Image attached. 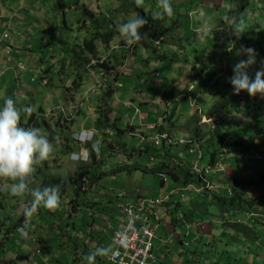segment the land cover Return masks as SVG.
<instances>
[{
    "label": "rangeland",
    "instance_id": "374dc122",
    "mask_svg": "<svg viewBox=\"0 0 264 264\" xmlns=\"http://www.w3.org/2000/svg\"><path fill=\"white\" fill-rule=\"evenodd\" d=\"M179 1L182 0H171L174 15L163 19L164 26L171 29L163 39L158 38L153 45L149 43L150 49L145 50L140 42L133 48L127 45L128 49L121 48L125 44L118 31L112 44L115 56H110L100 44L99 60L110 58L119 73L110 69L97 71L91 66L97 58L90 59L87 66L92 73L84 72L80 87L72 84L76 70L68 48L89 36L91 18L102 22L101 18L107 17L117 29V25L135 13L129 7L122 8L124 0H43L37 6L40 12L36 7L37 28L23 35L25 49L16 47L10 54L23 59L25 69L19 82L24 84H17L14 79L3 80L0 106L6 96H11L18 107H32L35 118L32 122L27 118L24 126L41 128L54 145L53 156L37 166L33 186L56 185L47 178H67L68 186L61 194L59 210L41 208L33 213L26 237L17 231L21 225L9 230L5 237L6 228L15 224L24 206L17 204L18 199L8 192L0 191V202L6 204L5 208L0 204V220H4L0 224V264H83L84 255L97 247H108L109 229L121 214L117 207L120 199L123 202L138 196L156 199L178 185L170 175L165 179L158 175L163 159L153 147L139 153L148 140L141 142L138 133L154 136L158 132L154 124L162 122L175 138L190 137V131L182 123L194 113L199 114L196 126L201 132L219 130L224 137L221 140L214 132V141L220 146L218 143L205 146L198 163L206 166L213 159L216 165L223 166V171L212 170L207 175L216 185L208 194L193 192L180 197L177 193L169 198V203L156 205L157 218L162 223L167 219L176 228L172 231L175 236L168 241H161L160 232L153 240L157 260L165 264H264V97L258 94L254 101L243 106L228 100L234 94L229 82L233 66L247 59L237 55L242 45L256 52V63L248 69L249 76L254 79L256 71L264 68V5L254 0L240 9V4L232 6L231 0H222L223 9L218 14L220 0H188L184 6L175 5ZM145 6V14L159 16L156 0H145ZM201 11L216 29L213 37H205L198 31ZM237 12L241 18L236 17ZM12 22H16L17 26L11 25L16 30L21 17H14ZM192 25L198 28L193 31ZM11 26L8 28L15 34L17 31ZM229 43L233 45L232 52L226 51ZM152 46L156 51L151 50ZM2 53L9 56L5 50ZM110 91L114 92L111 96ZM104 94L109 96L106 100L102 98ZM224 100L229 105L218 108ZM130 101L139 112L132 105L126 106ZM108 105V122L122 131L118 133L115 129L114 133L109 129L108 137L101 141L95 166L91 164L93 158L86 163L73 162L70 153L81 151H76L71 133L86 126H93L100 133L96 117L106 113ZM59 106L63 113L59 112ZM216 108L219 117L209 114ZM21 115L23 123L24 114ZM167 116L170 118L163 121ZM130 124L137 126L133 133L126 129ZM226 144L232 145L233 151ZM172 149L173 153H169L176 155L165 158L166 163L180 160L177 155L186 159V164L196 158L181 147ZM254 153L262 154V158L253 157ZM86 165L89 171L81 174ZM224 167L226 174L222 173ZM214 173L218 175L216 178ZM78 175L75 182L81 188L77 196L70 181ZM44 181H48L47 186L42 185ZM119 193L125 196L119 197ZM74 196L84 202L76 209L69 201ZM172 217L184 220L185 225L174 223ZM234 222H239L237 228ZM186 230L188 236L184 235ZM99 233L104 243L102 240L97 243ZM103 260H97L96 264H106Z\"/></svg>",
    "mask_w": 264,
    "mask_h": 264
},
{
    "label": "clouds",
    "instance_id": "9594fccd",
    "mask_svg": "<svg viewBox=\"0 0 264 264\" xmlns=\"http://www.w3.org/2000/svg\"><path fill=\"white\" fill-rule=\"evenodd\" d=\"M156 2L157 7L160 9L159 13H156V15H159L161 18H164L165 16L171 18L174 15L171 0H156ZM134 3L138 8L146 7L145 0H134ZM234 16L236 15L234 14ZM240 16L241 15L237 12L236 17L240 18ZM199 19L201 21V24L198 31L202 32L205 37H213V33L216 29L212 26L210 18L207 17V15L201 11ZM147 24L148 21L146 19L133 14L130 18L127 19L126 22H122L117 25L116 30L120 34V37L122 38L125 44L121 45L120 47L128 49L129 47L136 45L140 41L144 40L148 35L147 33H142L141 30ZM235 34L239 36L236 32ZM7 36V32L0 35V44H2V41ZM126 45L129 47L127 48ZM4 47L7 49V54L9 53V58L6 57L8 58L7 61L9 62L10 60L14 59V56L10 55V46L6 45ZM111 48L113 49V46H111ZM226 51H233V45L231 43H229ZM131 52L132 51H130V53ZM237 55H244L247 57V59H242L233 66V75L229 78V82L232 85L234 94L239 95L241 92H247L252 97H256L258 94L261 97H264V68L256 71L254 79L248 74V69L256 63L255 49L242 45L240 51L237 52ZM22 64H19L18 66L14 65L12 66V69H15L17 67L19 69V72H21L23 71V69H25L24 64ZM197 66L199 67V65ZM6 70L7 69L2 68L0 70V76L3 75ZM15 71L16 83L20 84L19 80L21 73H17V69ZM14 96L15 95H13V97ZM129 105L135 107V112H139L138 107L134 105L133 101H130V103L126 106ZM59 108V112L62 111L63 113V108L60 106ZM33 110L34 109L30 106L18 107L17 102L11 96H6L3 100V105L0 106V191L8 192L10 196L19 199L20 203L24 206L25 219L23 224L17 229V231L21 234V236L25 237L29 234L31 228L30 218L32 217L33 213H36L41 208L47 209L49 211H57L61 207V186L59 184L43 188L33 186L36 183V174L38 170L37 166L44 161H48L53 156L55 151L54 145L50 141L49 136L46 132H44L39 127L24 126L27 121V118L32 115ZM22 113L24 114L23 123L21 115ZM132 119H135V116H132ZM133 131L134 130H132L130 133H133ZM161 133H167L175 138L174 135L168 133L167 131L156 132L154 136H143L138 133V136L139 138L141 136L144 137L143 140L140 138L141 142L144 140H148V142H153L152 138ZM186 138L199 142L202 150V155L199 158V160H201L204 156V146L202 142L192 137ZM71 139L73 141V145H75L76 151H81V154L77 152H72L70 153L69 158L76 163H86L93 157L94 154H98L100 148H102L101 144L103 143L101 141L104 140V136L101 131L99 133L98 130L93 126H86L80 128L79 130H76L75 132H72ZM163 144L158 147L164 146ZM174 146L181 147V149L185 150L188 154H190L187 151L186 146L177 144L170 145L171 153H173L174 151L172 149ZM190 155L193 156L192 154ZM257 155H260V159L262 158V154L260 153H254L253 157ZM236 158H238V156ZM240 158L242 157L240 156ZM195 160L197 159L195 158L190 163L189 171L193 178H197L202 181V185L196 186L198 188L201 187V189L199 191L193 192L200 193L206 189H213L216 186L214 179L208 177L207 175L212 173V170L214 172L223 171L221 170L223 169V166L216 165L217 163L213 159H211L209 164L204 166L208 167V171L204 173L206 180L209 182V186H207L206 181L202 180L198 176H195L191 172V165ZM159 172L163 171H158V173ZM225 172L226 168L222 173ZM212 175L214 176L215 173ZM162 179H165V177ZM179 187L181 186H178L176 188ZM26 200L27 204H25ZM250 213L252 214L253 212ZM159 223L160 227L161 221ZM116 235L121 243H123L127 239L125 233H117ZM110 253L111 247H97L94 251H91L84 255L82 257V262L83 264H96V258L98 256L102 257L106 262H108L105 257L109 256Z\"/></svg>",
    "mask_w": 264,
    "mask_h": 264
},
{
    "label": "trees",
    "instance_id": "16d2710c",
    "mask_svg": "<svg viewBox=\"0 0 264 264\" xmlns=\"http://www.w3.org/2000/svg\"><path fill=\"white\" fill-rule=\"evenodd\" d=\"M232 1L237 2V3L238 2H242V0H232ZM121 6H122V8L123 7H126V8L129 7L131 9L130 11L134 12L135 15H138V16H140V17H142V18H144V19H146L148 21V24L141 30L142 33H147L148 36L144 40L140 41V43H139L140 45H142L144 47L145 50L146 49H150V46H148L149 43H151V45H153L152 43L154 41L158 40V38L161 37L163 39V37L166 35V31L171 29L170 26H167V27L164 26L163 19L165 17L164 18H161L160 16L152 17L151 14H145L146 12H145L144 8L143 7L142 8L136 7V5L134 3V0H124V2L121 4ZM101 20H102V22L99 21L98 18H96V17L91 18V24H90L91 29H87V30H89V32H88L89 36L85 37L81 43H74L72 45V47L68 48L69 52H70V56L72 57V61L74 63L73 67L76 70V74H75V76H74V78L72 80V84L74 86H76V87H80V85L83 83V80L85 79L84 72L88 75L89 73H92V70H91L92 68H96L97 71L99 69H100V71L101 70L110 69L111 70L110 72L115 71L116 74L119 73L117 64H115V62H111L110 58H107V59L105 58L102 61H100L99 58H98L99 57V55H98V46L100 44H102L105 47V49L109 51L108 53L110 54V56L111 55L115 56V53L114 52L112 53L111 46L113 44V39L117 35L116 27L113 25L112 21L109 18L103 17V18H101ZM131 47L133 48V46H131ZM151 50L156 51L155 46H152ZM94 58H97V62L95 64L91 65L92 68L90 69L87 65H89L90 59H94ZM110 93L111 94L109 96H111L113 94L112 91H110ZM105 95L106 94H104V96H102L103 100H106L109 97V96L105 97ZM228 100H232L231 104H235L236 105V104L240 103L239 106L240 105L243 106V105H247L246 103H249L252 100L254 101V97L250 96L247 92H241L239 95L231 94V96L228 98ZM226 102H227V100H224V102H222V104H220V106L218 108H220L221 106H224L226 104ZM98 103L99 102L96 103L97 107L100 106V104H98ZM227 105H229V104H226L224 107H227ZM218 108H216L214 110H210L209 114L216 115ZM173 110H174V108H173ZM109 111H110V107L108 105V111H106V113H104L103 115H101L99 113L100 115H98L96 117L97 121H95V123L98 125V127H100V129H101L100 131L102 132L104 138L108 137V133L107 132L109 131V129H111V131H113L114 133H115V129L118 130V133L120 131H122L121 129H119L116 126L115 123L110 124L108 122L109 116H107V113ZM173 113H174V111L171 114H169V115L171 116ZM170 116H167V118L163 119V121L168 120L170 118ZM216 116L219 117L220 114H218ZM164 117H166V116L163 115V118ZM34 118H35V115L33 113L30 117H28V122H32L34 120ZM199 119H200L199 118V114L198 113H194L190 117H188L186 121H184L182 123V125L187 127L188 130L190 131V137L201 141L204 147L205 146H209L211 144L215 145L216 143H218V142L214 141V137H215L214 135L215 134H217L220 137L221 140L224 139L222 134H220L219 130H215L214 131L215 134H213L214 132L213 133L212 132L211 133L210 132H201L200 129L198 128V126H196V124L199 121ZM154 127H155V129L158 132L166 131L165 128H164L165 126H164V124L162 122L161 123L156 122L154 124ZM126 129L128 131H132L134 129H137V126L130 124V125L127 126ZM248 132L249 131H247L246 134H249ZM212 135H213V137H212ZM252 140L253 139H251L248 142L249 147L252 144L251 143ZM145 141H147V140H144L142 142H145ZM211 141H213V142H211ZM242 141L243 140H241V142ZM63 142L64 141H61V143H63ZM236 142H237V140H236ZM163 145L164 146H162V147H158V146H155L154 143L151 141V143L148 142L146 144V146H144L143 148L139 149V151H140L139 153L147 152L150 149V147H153V150L155 151V154L160 156L163 159L162 167L159 168L158 171H163L165 173V175H166L165 178L167 177V175H170L173 180L177 181L178 185L176 187L186 185V184H188L190 182L193 183L194 186L202 185V181L197 179V178H193L191 173H190V171H189L191 162L189 161V163L186 164V159H184L181 155H177L180 158V160L174 161L173 159H171V163H166L165 158H169V156H171V154H170L171 153V148H170V145H168L166 142ZM219 146H220V144H219ZM226 146L229 148L230 152L233 151L234 147L232 145L226 144ZM161 150L164 151V152H162ZM175 155L176 154H174L172 156H175ZM96 157H97V155H95V154L92 157L93 160H92L91 164L94 165V166L98 163V161H95ZM84 167H86L85 168L86 170L81 172V174L86 173L87 171H89V169H88L89 165H86ZM44 178L46 179L47 177H44ZM47 180H53L56 185L59 184L61 186V194L65 193L66 187L68 186L67 178H64V179H62V178L61 179L60 178H47ZM78 180H79V175L75 176V178H73V179L71 178V181H70L71 186H72V190H73V192H75V194L77 196L79 195V190L81 188V184L79 182H77V183L75 182V181H78ZM42 183H41L42 185H45V186L48 185V181H44ZM176 187H174V188H176ZM231 190H234V186L231 188ZM170 192H171V190H170ZM204 192L206 194H208L209 190L206 189V190H204ZM190 193H193V191H190ZM190 193H188V194H190ZM213 197H216V196L213 195ZM67 198H69V197H67ZM169 200H167L166 202H159V203H169L168 202ZM69 201L71 203H73V204H71L73 209H76V207L82 206V204H84L83 201H79L78 199H76V196L72 197V199H70ZM16 202H17V204H19L20 203L19 199ZM159 203H156L155 207ZM178 203L179 202H177V204ZM0 204L3 206V208H5L4 205H6V204H3L2 202H0ZM14 205L15 204H13L11 206H14ZM154 209L156 210V208H154ZM23 211L19 212L17 214L15 224H13L11 226H8L6 228L5 237H8L9 230L14 228L16 225L20 226V225L23 224L24 219H25ZM250 212H253V211L251 210ZM9 217L10 216H7V218H9ZM7 220H5V221H7ZM171 221H176V218L172 217ZM2 222H4V220L3 221L0 220V224ZM233 225L237 228L239 226V222H234ZM111 230L112 229H109L110 237H111ZM98 239H99V241L97 242L98 244H101L102 241L104 243V238L101 236V233H99ZM109 244H110V238H109V241H108L107 245H109ZM84 247H86V246L84 245ZM98 258L102 259L101 257H97L96 260H98ZM106 264H110V263L106 262Z\"/></svg>",
    "mask_w": 264,
    "mask_h": 264
},
{
    "label": "built area",
    "instance_id": "2783aa9c",
    "mask_svg": "<svg viewBox=\"0 0 264 264\" xmlns=\"http://www.w3.org/2000/svg\"><path fill=\"white\" fill-rule=\"evenodd\" d=\"M142 140L143 136L140 137ZM155 146H160L163 143L168 145L186 146L187 151L196 157L191 165V172L209 182L204 175L208 171V167L201 166L198 163L202 155V150L199 142L189 138H174L167 133H161L152 138ZM260 157V155H257ZM160 177L164 178L165 173L159 172ZM201 189L188 183L185 186L174 188L169 194L164 197L154 199L149 196H139L136 199H125L124 202L120 199L117 207L121 209V214L117 216L115 223L111 227L110 244L111 253L105 259L111 264H156L157 256L153 251V240L157 237V229L160 219L157 218L155 204L165 202L172 197L173 194H179L184 197L187 192L199 191ZM123 197V193L118 194ZM153 217V218H152ZM117 233H125L127 239L121 243L117 237Z\"/></svg>",
    "mask_w": 264,
    "mask_h": 264
},
{
    "label": "crops",
    "instance_id": "0c3cea01",
    "mask_svg": "<svg viewBox=\"0 0 264 264\" xmlns=\"http://www.w3.org/2000/svg\"><path fill=\"white\" fill-rule=\"evenodd\" d=\"M187 1L188 0H182V1H179V3H176L175 5L183 6L184 4H186ZM225 1H228V0H225ZM42 2H43V0H0V35L5 33V32L8 33V36L2 41V44H0V70L2 68L7 69L4 72V74L0 76V91H3V89H4L3 86H4L5 82H3V80L9 81V82H11L12 79L16 80V77H15L16 71L15 70L17 69V73H18L19 69L17 67L15 69H12V66H14V65L18 66L19 64L23 63L22 62L23 59L19 58V55H17V54L13 55L14 59L10 60L8 62L7 59L9 57L6 58V55L4 56V54L2 53V50H5V52L7 51V49L4 47L6 45L10 46L11 53L15 51L14 49L16 47H22L25 49V43L23 42V35L27 31L28 32L31 31L32 28H37L39 23H35L36 22L35 18L38 19L37 8L42 4ZM252 2L254 3V0H242V3L241 2L237 3V2H234L231 0L230 3L232 4V6H234L236 4L237 5L240 4L239 8L244 9L246 5L248 6V5L253 4ZM255 2H257L261 6L264 5V0H255ZM222 6H223V2H222V0H220V5H219L220 9H216L218 14H220L222 12V9H223ZM232 6H231V9H232ZM190 11H195V9L194 10L191 9ZM39 12H40V9H39ZM20 14L22 16H20ZM16 16L17 17L19 16V18L21 17V22L18 24L19 27L16 28V30H15L14 27L11 25L14 24L15 26H17L16 22H12L14 20V17H16ZM241 17H242V15L240 16V18ZM44 20L46 21V19H44ZM9 24H10L11 28H13L14 32L17 31L15 34H11L10 29L8 28ZM22 26H25V27H22ZM192 26L194 27V28L191 27L193 31L198 28L195 25H192ZM15 40H16V42H15ZM27 67H28V65H27ZM19 73H21V72H19ZM20 84H22V86H23L24 83L20 82ZM20 88H22V87H20ZM139 125H142V124H139ZM80 128H82V127H80ZM79 129H77V130H79ZM226 173H227V170L223 174H226ZM216 176H218V175H214L213 177L216 178ZM178 221H180V222H178ZM168 222L169 221L167 219H166L165 223L161 222V225L158 229V232H160V237H161L162 242L168 241L171 238V236L172 237L175 236L172 233V231H173V228L175 230H176V228L173 225L170 226L171 224ZM173 222L176 224H181V225L184 224L185 225L184 220L181 221V220L176 219V221H173ZM187 224L188 223H186V225ZM189 230H191V229L189 228ZM186 234H187V236L189 235L188 230H186L184 232V235H186ZM157 264H165V263H162L161 261L159 262V260H157Z\"/></svg>",
    "mask_w": 264,
    "mask_h": 264
}]
</instances>
